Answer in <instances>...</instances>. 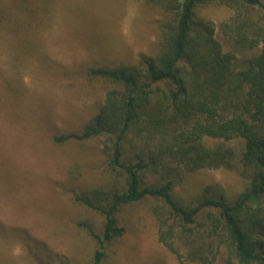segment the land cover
<instances>
[{"label": "rangeland", "instance_id": "rangeland-1", "mask_svg": "<svg viewBox=\"0 0 264 264\" xmlns=\"http://www.w3.org/2000/svg\"><path fill=\"white\" fill-rule=\"evenodd\" d=\"M200 13L223 51H231L222 27L233 11L208 4ZM160 21L161 9L144 0H0V264H91L98 246L85 225L99 233L103 219L75 196L110 186L105 144L94 138L57 145L53 138L78 129L102 104L105 86L88 69L154 54ZM142 144L126 147L130 159L158 153L154 140ZM217 144L234 152L232 169L188 172L161 155L148 181L169 178L187 200L209 189L232 202L247 183L238 162L244 140L207 143ZM152 205L120 211L125 232L102 264H186L159 242ZM230 258L220 247L213 264Z\"/></svg>", "mask_w": 264, "mask_h": 264}, {"label": "trees", "instance_id": "trees-1", "mask_svg": "<svg viewBox=\"0 0 264 264\" xmlns=\"http://www.w3.org/2000/svg\"><path fill=\"white\" fill-rule=\"evenodd\" d=\"M144 1L161 9L156 52L130 65L89 68L88 77L105 86L102 104L78 129L53 138L57 145L105 144L110 186L75 196L103 219L99 233L85 225L98 246L91 264H102L123 236L120 211L143 201L153 203L159 242L186 264H213L220 247L228 264H264V0ZM208 4L233 11L222 27L231 51L200 13ZM235 139L244 140L238 162L247 183L232 202L209 189L187 200L169 178L148 181L161 155L188 172L232 169L234 152L207 143ZM153 140L156 155L130 159L127 146Z\"/></svg>", "mask_w": 264, "mask_h": 264}]
</instances>
